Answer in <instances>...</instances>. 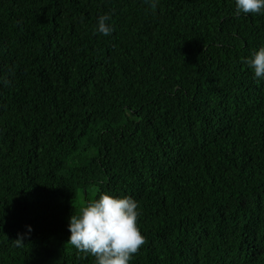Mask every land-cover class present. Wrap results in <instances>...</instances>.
<instances>
[{"label": "trees", "instance_id": "trees-1", "mask_svg": "<svg viewBox=\"0 0 264 264\" xmlns=\"http://www.w3.org/2000/svg\"><path fill=\"white\" fill-rule=\"evenodd\" d=\"M235 7L0 0V264H95L67 225L102 192L138 201L130 264H264V14Z\"/></svg>", "mask_w": 264, "mask_h": 264}, {"label": "clouds", "instance_id": "clouds-1", "mask_svg": "<svg viewBox=\"0 0 264 264\" xmlns=\"http://www.w3.org/2000/svg\"><path fill=\"white\" fill-rule=\"evenodd\" d=\"M159 0H150L155 7ZM235 14H264V0H235ZM110 14L97 18L96 30L109 35L114 26ZM246 63L254 78L264 79V45L254 50ZM140 210L138 201L129 195L102 192L98 197L81 205L69 217L67 241L82 254L95 257V264H130L133 255L145 243L146 237L138 226ZM29 229L30 225L27 226ZM22 238H17L20 245Z\"/></svg>", "mask_w": 264, "mask_h": 264}]
</instances>
